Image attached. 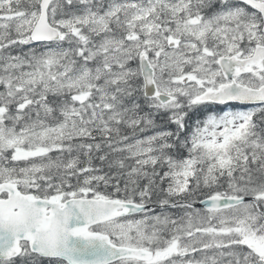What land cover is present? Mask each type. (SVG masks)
<instances>
[{"label":"snow or ice","instance_id":"1","mask_svg":"<svg viewBox=\"0 0 264 264\" xmlns=\"http://www.w3.org/2000/svg\"><path fill=\"white\" fill-rule=\"evenodd\" d=\"M0 264H264V0H0Z\"/></svg>","mask_w":264,"mask_h":264}]
</instances>
